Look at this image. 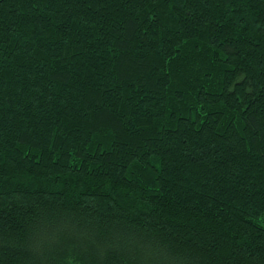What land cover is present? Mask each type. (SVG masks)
<instances>
[{
  "label": "trees",
  "instance_id": "1",
  "mask_svg": "<svg viewBox=\"0 0 264 264\" xmlns=\"http://www.w3.org/2000/svg\"><path fill=\"white\" fill-rule=\"evenodd\" d=\"M0 264H264V0H0Z\"/></svg>",
  "mask_w": 264,
  "mask_h": 264
}]
</instances>
